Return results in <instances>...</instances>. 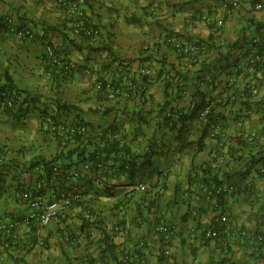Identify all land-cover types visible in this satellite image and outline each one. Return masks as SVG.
Listing matches in <instances>:
<instances>
[{"label":"crops","instance_id":"crops-1","mask_svg":"<svg viewBox=\"0 0 264 264\" xmlns=\"http://www.w3.org/2000/svg\"><path fill=\"white\" fill-rule=\"evenodd\" d=\"M231 1L239 4L227 12ZM258 2L264 0H85L75 24L55 0H0V86L16 99L13 107L0 99V264H264V250L240 234L264 233V171L249 163L264 155V65L246 70L249 42L264 44ZM6 17L34 37L18 38ZM169 32L177 41L201 40L196 60L165 43ZM46 44L77 68L67 75L51 70ZM143 67L180 74L183 92H165L160 79L140 82ZM126 75L139 80L143 104L94 85ZM171 108L178 111L172 131L162 121ZM77 121L98 134L113 125L112 137L129 156L148 152V159L132 174L113 173L110 158L77 177L53 176L44 197L75 191L80 199L48 225H28L21 192L39 174L28 166L59 153L67 137L54 124ZM199 165L223 186L218 201L188 182ZM158 219L173 230L167 244L155 230ZM208 229L218 236L206 237Z\"/></svg>","mask_w":264,"mask_h":264},{"label":"built area","instance_id":"built-area-1","mask_svg":"<svg viewBox=\"0 0 264 264\" xmlns=\"http://www.w3.org/2000/svg\"><path fill=\"white\" fill-rule=\"evenodd\" d=\"M65 11V14L75 23L78 24L83 19L84 11L83 5L85 0H55ZM237 1H231L225 5L226 11L229 12L233 7L238 6ZM257 10H264V2H258L254 5ZM194 16L193 13H188L187 17L189 20ZM203 19L207 21H211L210 18L203 17ZM4 23L7 25L9 29H11L14 34L18 38H26L32 39L34 37L33 32L27 27H17L12 23L11 18L6 17L4 19ZM214 23L218 26L222 25L221 20H215ZM171 44L174 46V49L177 53L182 55H190L194 56L193 61L195 60L196 55L203 49V45L198 43H185L181 41H177L172 36L168 39ZM44 56L46 61L51 68V70L60 71L63 74L67 75L72 70L77 68L76 64L72 61L65 60L54 47L50 44H46L44 46ZM248 52V60L246 70L254 71L258 67L264 65V44L260 43L258 40H251L247 46ZM141 73L144 75H151L152 70L149 67H144L141 69ZM61 74V73H60ZM96 89H106L112 93V95L116 96H128V94H132L134 98L140 103L143 102L146 98L142 87L138 84H135L132 78L129 76L124 77L121 82H111V81H95ZM231 87V86H230ZM224 91L223 97L227 98L230 96V92H228L229 88ZM255 92V90L253 91ZM0 99H2L3 103L8 107H13L15 105V100L8 96L6 90L0 91ZM208 107L202 108L198 112L199 118H204L207 114ZM169 115V113H167ZM246 113H243L238 118V124H242L246 119ZM55 132L59 133L62 137H67L70 134L75 133H84L87 131V127L83 125L81 122H74L72 124H63L56 123L52 128ZM213 133V132H212ZM248 140L253 139V135L245 136ZM109 164H112L109 162ZM100 167V165H98ZM34 170L39 172V168L35 167ZM90 170V164L83 163L78 166H75L70 174L73 177H77L81 174V172H87ZM56 171V170H55ZM260 171H264V167H260ZM44 179L38 178L33 182L31 186L24 189L21 192V199L26 204L27 213L25 217V222L28 225H34L37 227H44L48 225L53 218V216L69 207L73 203L77 202L80 199V196L75 191L69 192H60L57 195H54L51 198H46L41 194V190L44 186ZM145 186L143 183L136 184L137 189H143ZM200 187L203 193V196L206 200H210L216 197L218 194L223 193L224 188L222 185L208 186L207 184L200 183ZM155 230L160 233L166 244L170 240L173 234V230L171 227L166 225L163 219H158L155 224ZM5 233L8 236L14 234V224L9 225V227L5 228ZM204 234L208 238H215L218 236L217 232L214 229H208L204 231ZM240 234L243 236H249L253 238L257 243L264 241V233H256V232H248L246 230H240ZM80 238L79 236L74 239ZM37 244L39 246L44 245V241L42 238H38ZM168 254V249L166 250Z\"/></svg>","mask_w":264,"mask_h":264},{"label":"trees","instance_id":"trees-1","mask_svg":"<svg viewBox=\"0 0 264 264\" xmlns=\"http://www.w3.org/2000/svg\"><path fill=\"white\" fill-rule=\"evenodd\" d=\"M165 43L170 45L172 49L174 46L171 44L168 39L172 36V33H166ZM189 43H198L204 45L201 40H188ZM175 50V49H174ZM192 59L191 56H189ZM195 63V62H193ZM122 64V63H120ZM127 77V75H126ZM129 77V76H128ZM131 77V76H130ZM140 82L148 83L151 80H159L162 82L163 89L165 92L170 90H180L183 92V89L180 85L181 83V75L178 73L169 74V72H165L163 69L159 68L157 71L154 70L151 75H144L139 73ZM122 78H119L116 82H121ZM132 80L135 84H138L139 80L132 77ZM112 80L111 82H114ZM105 82V81H104ZM139 85V84H138ZM140 87L141 84L139 85ZM0 90H7L6 86H0ZM132 94H128L127 97L131 96ZM11 96V95H10ZM147 98L140 104L146 102ZM139 103V102H138ZM202 104L198 105L197 107L200 108ZM195 109L196 110L198 109ZM164 108H162L163 110ZM161 110V111H162ZM169 113V115H167ZM178 111H173V108L168 109V111H164L162 114V121L165 127H167L170 131L174 130L176 127V118L175 114ZM78 122V121H77ZM83 125L87 127V131L84 133H75L70 134L67 136L66 143L62 144V148L59 150V153L53 156L51 159L47 160L44 157H36L35 159L31 160L29 164L30 169H34L35 167L39 168L38 178L44 179V186L41 190V194L50 181L54 176H68L70 171L75 167L83 163L90 164V171H95L106 164V160L112 158V167L113 173L119 172H126L132 174L135 170L140 168L144 163L145 159H148L149 153H145L142 156H129L128 154V147L122 143L119 139H115L112 137L115 134L113 125H109L108 127L102 128L98 133H96L95 128L87 123L81 122ZM74 145V147L66 148L67 142ZM91 147L88 152L86 149ZM124 152V153H122ZM264 153V150L263 152ZM258 154V153H257ZM260 154V153H259ZM74 155V158L72 157ZM144 157V161L140 160V158ZM61 158L64 159L61 162ZM67 160H70L66 162ZM148 161V160H147ZM66 162V163H65ZM249 163L251 164L252 168L256 171L260 172V167H264V155L257 156L256 158H250ZM100 165V167H98ZM56 170V171H55ZM213 170L208 169L207 167H203L202 165L193 167L190 169L188 173V182L196 184L197 192H201L202 190L200 187V183L207 184L208 186H215L220 183L216 174L212 172ZM223 194H218L216 196V200L220 199ZM258 248L264 250V241L258 243Z\"/></svg>","mask_w":264,"mask_h":264},{"label":"clouds","instance_id":"clouds-1","mask_svg":"<svg viewBox=\"0 0 264 264\" xmlns=\"http://www.w3.org/2000/svg\"><path fill=\"white\" fill-rule=\"evenodd\" d=\"M198 55V54H197ZM196 55V56H197ZM186 56H190V55H186ZM192 57V59L191 60H193V58H194V56H191ZM195 60H196V57H195ZM144 68V67H143ZM149 68H151V67H149ZM151 70H152V72H153V69L151 68ZM140 73H141V71H140ZM132 78V77H131ZM0 91H2V90H0ZM7 92V91H6ZM8 93V92H7ZM8 96H10L9 94H8ZM10 97H12V96H10ZM14 99V98H13ZM2 100V99H1ZM15 101H16V99H14ZM16 103V102H15ZM108 165H111L112 166V164H108ZM35 171V170H34ZM39 173V172H38ZM37 179H38V177H37ZM36 179V180H37ZM71 206V205H70Z\"/></svg>","mask_w":264,"mask_h":264}]
</instances>
